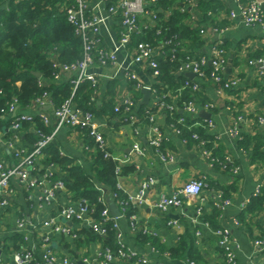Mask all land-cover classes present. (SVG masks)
<instances>
[{"label":"crops","instance_id":"1","mask_svg":"<svg viewBox=\"0 0 264 264\" xmlns=\"http://www.w3.org/2000/svg\"><path fill=\"white\" fill-rule=\"evenodd\" d=\"M110 1L112 0H92L89 7L93 12L105 16ZM169 1L172 3L167 10L162 8L160 2L155 7L158 20L149 15H140V32L132 36L129 44L120 42V17L106 20L102 25V42L109 49L118 53L120 62L114 68L93 64L89 69L97 78L95 96L93 97L96 102L101 104L104 100H111L116 106L121 102L122 97L125 98L129 95L136 101V113L139 121L134 124L123 123L120 114L114 119L106 115L103 119H98L100 129L104 132L111 152L116 157L126 155L130 158V162L126 166L130 167L131 171L128 174H122L121 183L124 190H119L121 196L115 200L120 209L119 202L122 198L136 193L145 180L153 177L155 182L147 191V202L138 207L136 214L138 226L141 229L139 231L148 228L146 235L155 238L162 245L160 248L162 251L183 244L181 255H172L171 258L160 257L161 260L166 264H187V259L198 264H226L224 249L213 232L214 228L226 225L232 228L233 236L238 243L239 264H248V258L254 254L253 239L257 234L264 232V205L262 209L248 212L259 185L263 188L264 194V126L260 125L257 120L258 116H264V68L260 63V60H264V28L260 25H247L241 16L231 17V12L237 10L240 2L245 4L253 0H207V9L201 7L203 0ZM255 1L262 4L264 12V0ZM181 7H186L188 14L184 24L192 28L194 34H192V45L190 44L191 40H184L175 34L181 42L178 52L183 53V57L187 53H192L193 56H206L209 59L214 46L223 47L227 63L224 77L239 79L235 87L228 89L212 80L200 82L195 100L201 107L207 102L214 104L213 109L209 111L215 121L214 128L207 129L203 126L206 118L200 116L201 110L191 117L180 109V114L183 117L190 118L189 120L194 122L191 128H186L188 131L195 129L207 141L205 146L213 152V155L222 160L225 157L231 159L226 167L217 162L211 166L202 155L198 143L191 136L183 134L182 137L189 139L188 143H184L182 137L173 133L168 127L171 119L163 110L156 111L159 115L158 124L166 134L164 146L174 155V162L160 161L148 141L150 128L147 119L148 110L154 108L152 105L156 97H161L167 92L174 96L175 93L169 90L166 82L160 80L162 72L156 78L145 66L134 61L135 46L142 42L136 41V37H148L150 32L161 26L162 21L167 20L174 11H180ZM168 37L169 35L164 30L162 34L157 35L155 45H161ZM167 53L170 58L169 49H167ZM156 57L159 61L163 59ZM208 63L210 62L208 61ZM125 70L135 71L140 77L143 87L135 89L132 83L125 80L123 78ZM75 75V73L65 72L60 75L59 79L52 78L40 82L45 86L53 83H68L75 78ZM184 76L188 78L186 75ZM145 88L152 92L149 104L142 103L144 100L143 89ZM173 96H168L167 101L173 102ZM179 100L178 95L177 104L183 108L182 104H179ZM46 102L49 103L46 106H41L37 101L27 107L20 108L19 106L17 115L19 113L36 114L37 112L52 115L56 107L55 103L51 97L46 99ZM142 109L144 110L142 111ZM164 115H166L164 122L160 123L159 121ZM14 118L15 114L8 111L1 116L0 122V163L6 167H13L17 163L15 151L21 150L30 153L34 147V142L31 143L27 137L28 132H33L34 127L14 130L11 127ZM54 121L55 119H52L53 125ZM187 124L191 125L189 122ZM53 125L48 127L51 131L54 128ZM236 126L239 135L234 138L228 132ZM199 127H202L205 133L202 129H198ZM198 130L203 133L201 134ZM89 139L87 131L65 128L57 134L51 146L58 150L62 156L70 159L73 164L90 170L92 155L86 149ZM134 143H140L146 153L141 155L134 152L132 150ZM49 158L47 152L43 153L31 170V177L46 182L43 186L29 188L18 178L11 179L10 191L5 195V198L10 201V206L5 210L0 209V238L3 241H10L14 248L19 247L18 235L23 234L27 245L37 246V257L40 259L44 250L40 247V239L46 233H51L52 237L46 248L58 257V264H61L64 257H71L79 264L86 256L91 261L87 264H96L94 259L103 248V243L98 237L92 240L93 237L85 233L81 236L80 241L72 236L52 232L51 226L47 225L51 218L55 217L57 224L72 227L75 232L79 233V230L83 229L93 232L89 223L93 219H97L93 214L85 217L81 222H73L62 217L61 211L74 202L73 196L67 189L57 190L55 199L40 203L39 197L43 195L45 189L53 186L60 179L64 180L68 175L66 167L50 162ZM236 168L239 170L235 171ZM201 176H206L210 184L204 195L206 200L203 204V215L199 216L196 206L191 204H184L180 209L173 207L166 212L155 207L159 197L171 194L189 179ZM100 192V198L108 208L107 195L110 194L114 198L113 194L103 186L100 187ZM220 192L234 203L224 218H221V213L212 205V200ZM246 201H250V203L244 209L243 204ZM23 218L27 222V228L21 231L17 223L19 219ZM236 218L241 221V226L234 224ZM129 219L130 217L127 215H121L119 218L128 245L133 249L141 248L146 251L143 248L148 242L143 244L139 242L137 237L139 231L132 232ZM172 220H176L178 226L170 225L169 222ZM198 221L208 222L211 227L206 228ZM198 229L201 230L200 238L195 234ZM112 244L114 245V240ZM9 249L6 247L5 252H9ZM151 257L159 259L156 255H151Z\"/></svg>","mask_w":264,"mask_h":264},{"label":"built area","instance_id":"2","mask_svg":"<svg viewBox=\"0 0 264 264\" xmlns=\"http://www.w3.org/2000/svg\"><path fill=\"white\" fill-rule=\"evenodd\" d=\"M19 2L20 0H0V7L7 8L10 2ZM60 10L66 14L68 22L74 27L75 34L80 37L83 41V57L72 63H59L54 61V66L57 72L54 73V79H59L62 73H75V78L72 79V83L78 86L80 82L84 80L91 81L94 86L97 84L96 75L90 72V66L97 64L106 68L116 67L120 60L118 53L112 49H109L102 42V25L103 23L111 18L120 17L121 31H120V42L122 44H129L134 34L140 32V15H149L150 17L158 20L157 7L159 0H112L108 3L107 13L105 16L97 14L91 10L89 4L92 0H66L60 2ZM190 2V1H189ZM186 6V4H184ZM182 12H187L186 7H181ZM241 16L244 22L250 26L260 25L264 28V12L263 6L260 2L255 0L246 2L238 6L237 10L231 12V17L235 18ZM164 31L162 26L157 27L156 34L160 35ZM181 44L177 35H170L165 42L161 45L156 46L154 43L142 41L136 44L134 49V61L137 64L143 65L146 69L150 70L151 75L159 77L161 75L160 58L168 57L167 49L170 51L171 61L174 62L178 59V48ZM208 61L210 63H208ZM262 68H264V60H260ZM209 64V65H208ZM227 63L225 58V49L220 46H214L211 50V56L208 59L206 56L196 57L191 54H186L179 60L177 67V73L185 75L186 73H194L195 78L187 80L183 83L184 88H189L192 93L195 94L200 88V82L205 80H212L216 84H220L223 88L235 87L239 79L232 78L227 79L224 77ZM125 80L132 83L135 89L143 87L142 81L138 74L132 70H125ZM168 96H173L170 92L165 93L161 97H156L154 108H151L147 112V119L150 124L148 141L149 144L154 148L160 161L165 163H173L175 160L174 155L164 146L166 134L162 131L158 124L159 115L156 111L163 110L170 117L171 121L168 127L173 133L182 137L183 131L186 128H191L192 125L187 124L186 117L178 116L179 110L189 116H195L201 109L211 111L214 107L212 102H207L202 107L198 102L193 99L183 104V108H180L177 104L178 95L173 96V102L167 101ZM50 95L45 93L42 98L36 101L41 106H46V99H49ZM94 101H96L93 98ZM49 102H51L49 100ZM17 100L14 98L10 103L8 111L15 114L14 121L11 127L14 130L22 128L26 122L34 124L35 118L40 117L41 121L46 127L52 124V119H55L53 130L50 133H46L41 129H36L35 132L38 135V141L34 144L33 150L30 153L24 151H15L17 163L13 167H6L0 163V209L5 210L9 208L10 201L5 198V195L10 191V181L13 178H18L29 188L35 186H43L46 182L40 181L37 178L31 177V170L35 167L36 161L44 153V150L52 145L55 141L57 134L65 129H77L87 131L88 136L93 141V146L97 150L104 153L106 157H112L116 162V174L119 179L117 188L118 190H124L121 178L124 167L130 162L129 156L116 157L110 150L107 139L104 132L100 129L98 118L93 111L83 110L76 106L71 100L65 101L58 108L55 107L52 115L46 114L45 112H37L36 114H21L17 115L18 111ZM115 111L121 116V121L125 124H134L139 121V117L136 113V101L132 96L122 97L121 102L115 106ZM257 120L260 125L264 126V116H258ZM34 126V125H33ZM207 129L215 127V121L213 118L205 119L204 125ZM228 134L232 137L239 135L237 126L231 129ZM191 138L194 139L202 152V155L209 161L210 165L213 166L215 162L220 163L224 167L231 161L229 157H225L224 160L213 155V152L206 148L207 143L199 133L194 132L191 134ZM184 143H188L189 139L182 137ZM91 145H86V149L91 151ZM132 150L137 154L144 155L146 153L145 148L140 143H134ZM236 168L235 171H238ZM155 180L153 177H149L145 180L139 190L127 198H122L119 202L122 216L127 212L129 204H133L137 207L142 206L147 202V191L154 184ZM210 187L206 176L199 178H191L181 187L177 188L171 194H164L158 198L155 203V207L161 211L166 212L167 210L175 207L182 208L184 204H191L196 206V212L199 216L203 215L204 202L206 200L205 192ZM59 189L66 190V185L63 179L58 180L53 186H49L45 189L43 195H41L40 203L43 201H50L55 199L56 191ZM100 190V187H97ZM263 195V188L259 185L254 198ZM114 199L120 198L118 192L113 193ZM102 201V198H99ZM250 201H246L243 204L244 209L249 205ZM213 207L221 213V218L225 217L226 212L230 209L234 203L230 198H225L222 192L218 194L212 200ZM243 209V208H242ZM243 209V210H244ZM95 207L87 198H82L78 201H74L66 206L61 211V216L67 220L73 222H81L85 217L94 214ZM120 217H113L109 214L108 208H104L100 214V217L93 219L89 223L91 230L97 234L103 243V248L99 251L95 257L96 264H115V263H127V262H138L140 264H166L160 257L171 258L172 253L170 250L162 251L152 242H148L145 246L146 251L141 248H131L128 245L126 234L124 229L120 225ZM129 225L132 232L141 230L138 226L137 216L131 215L129 219ZM199 224L204 227H211L208 222L198 221ZM172 226H178L176 220L169 222ZM236 226H241L239 219H234ZM18 228L23 231L27 228L26 220H18ZM52 228V232L64 234L66 236H72L75 239H79V233L75 232L71 227L62 226L56 223V218L53 217L47 223ZM110 231L114 233V245L110 246L103 239L107 238ZM144 233H148V228L143 229ZM214 234L219 239L220 246L224 249V257L226 264H239L237 256L238 243L235 240L232 228L230 226H222L213 229ZM22 234V233H20ZM198 238L201 237V230L198 229L195 232ZM23 235V234H22ZM24 242L26 241L25 236ZM52 234H45L40 239V247L43 248L41 258L38 259V249L34 244L30 247L25 244H19V247H14L10 241H3L0 238V264H58V257L52 253L51 250L47 249L46 246L50 243ZM254 254L248 258V264H264V232L257 234L253 239ZM6 247L10 248L9 252H5ZM151 255H156L159 259H153ZM11 259H9V258ZM89 257L83 258V263H91ZM11 262H10V261ZM187 264H198L191 259L186 260ZM61 264H78L71 257H64Z\"/></svg>","mask_w":264,"mask_h":264},{"label":"trees","instance_id":"3","mask_svg":"<svg viewBox=\"0 0 264 264\" xmlns=\"http://www.w3.org/2000/svg\"><path fill=\"white\" fill-rule=\"evenodd\" d=\"M65 1L61 0L60 2ZM159 2L165 10L172 3L169 0H159ZM58 3L59 0H20L19 2L11 1L7 8L0 7V122L2 120L1 116L8 112L9 105L14 98L17 100L18 107L23 108L42 98L45 93L50 95L57 108L65 101L71 100L79 108L93 111L98 119H103L105 115L111 117V119L119 117V113L115 111V106L111 100H104L101 104L93 100L96 88L89 80L80 82L78 86H75L72 81L62 84L53 83L46 86L41 83L44 80L52 79L54 73L57 72L54 61L72 63L83 57V41L75 34L74 27L68 22L66 14L60 10ZM207 6L208 1L203 0L201 7L207 9ZM180 11H174L160 25L169 36L177 34L184 40H191L190 44L192 45L193 30L184 24L188 14ZM136 38V41L154 42L155 44L156 30L150 32L148 37L138 36ZM183 55V53H179L178 59L174 62L170 61L169 56L160 59L162 69L160 80L166 82L169 90L175 95H179V104H182V106L185 102L196 98V93L193 94L191 89L183 87V83L187 78L183 74L177 73L179 60ZM36 72L40 73L41 76L38 77ZM180 112L179 110V114ZM179 114L178 116L181 115ZM189 119L187 118V122L193 125L194 122ZM33 125L26 122L22 126V128L34 127L33 132L27 134L31 143L34 142L35 144L39 139L35 132L36 129H41L46 133L51 132V129L43 124L40 117L35 118ZM198 129H202V127ZM203 131L205 133V130ZM203 131L199 132L202 134ZM194 132H196L195 129L190 131L184 129L183 134L190 137ZM88 144L92 147L90 151L92 155L90 170L73 164L70 159L62 156L51 145L45 149L44 153L47 152L50 162L66 167L68 175L64 178V182L74 201L87 198L95 207L93 216L99 218L106 204L99 201L101 192L97 187L103 186L111 194L118 192L121 196L120 191L117 189V162L112 157H106L103 152L94 148L91 138ZM123 170L124 174H128L131 168L125 166ZM263 205L264 194L251 201L248 212L262 209ZM137 213L138 207L129 204L125 215L130 217ZM85 233L93 237L92 240L96 237L101 239L94 232L83 229L79 230L80 238L78 240L81 241V236ZM137 237L142 244L152 241L153 244L162 248V245L155 238L147 236L143 231H139ZM113 240V231H110L107 238L103 239L111 246ZM17 241L20 244L25 243L22 235H18ZM182 246L183 244L171 248L172 255H181Z\"/></svg>","mask_w":264,"mask_h":264},{"label":"water","instance_id":"4","mask_svg":"<svg viewBox=\"0 0 264 264\" xmlns=\"http://www.w3.org/2000/svg\"><path fill=\"white\" fill-rule=\"evenodd\" d=\"M36 75L38 77L41 76L40 73H38V72H36ZM185 75L190 79H193L195 77V74L191 73V72L186 73ZM143 92H144V100L142 103L149 104L151 97H152V92L150 89H147V88L143 89ZM200 116H203L206 119L212 118V114L209 111H206L204 109H201ZM165 117H166V115H164L163 118L159 122L163 123ZM107 200L109 202V206H108L109 214L112 215L113 217H121L122 213L117 206V201L114 198H112V196H110V194L107 195ZM79 264H84V263L82 261H80Z\"/></svg>","mask_w":264,"mask_h":264}]
</instances>
